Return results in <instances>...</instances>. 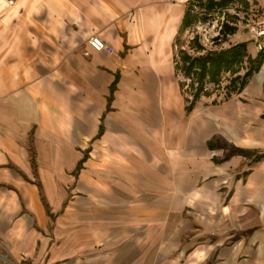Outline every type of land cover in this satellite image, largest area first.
I'll return each instance as SVG.
<instances>
[{"label":"crops","instance_id":"1","mask_svg":"<svg viewBox=\"0 0 264 264\" xmlns=\"http://www.w3.org/2000/svg\"><path fill=\"white\" fill-rule=\"evenodd\" d=\"M189 1L0 0V264H264V65L189 111Z\"/></svg>","mask_w":264,"mask_h":264},{"label":"trees","instance_id":"2","mask_svg":"<svg viewBox=\"0 0 264 264\" xmlns=\"http://www.w3.org/2000/svg\"><path fill=\"white\" fill-rule=\"evenodd\" d=\"M239 2L246 6L247 9L250 7L249 0H190L187 6L186 15L183 22L181 33L194 22L196 26L200 22H206L209 17L213 14H217L220 17H225L229 13L227 9ZM203 9V11H200ZM239 16L238 14H236ZM238 30L237 24L231 23L228 18H225L222 23L220 31V37L227 39L229 36L235 34ZM179 40V39H178ZM196 41H200V36L197 34ZM247 59L248 66L244 75H239L240 71H236V66L242 65ZM264 65V48L260 50L256 57H252L249 54L248 42H240L232 45L221 51L208 52L199 58H196V63H192L191 66L186 69V76H191L192 68H196V75H198V87L196 88V97L191 100L188 110L191 111L196 103L202 99L203 96H211L206 90L207 80L209 79L210 84L219 85L221 83L224 73H235L231 79V87L227 89L228 96L226 99L232 96L233 92L239 91L244 88L250 77L256 72H259ZM178 70L180 71L179 64ZM244 67H242L243 69ZM183 83V82H182ZM184 85V84H183ZM185 88V85L183 86Z\"/></svg>","mask_w":264,"mask_h":264},{"label":"rangeland","instance_id":"3","mask_svg":"<svg viewBox=\"0 0 264 264\" xmlns=\"http://www.w3.org/2000/svg\"><path fill=\"white\" fill-rule=\"evenodd\" d=\"M249 9H247L243 4L236 2L231 6V8L227 9L229 13L227 16L221 18L217 14H213L212 19L214 21H219V25H222L223 19L228 18L231 23L235 22L237 24L238 31L241 30L244 33L250 32L251 27L256 26L258 22L262 21V19H260V12L257 8L253 11H250ZM200 11H203V9H200ZM248 24H251L252 26H248ZM206 29L207 30H205L202 26H196V23L194 22L181 33L176 47L177 61L180 68L179 72L183 78V84L185 85V90L190 98V101L196 97V88L199 85L198 75H196V68H192L193 71L190 74L191 76H186V69H188L192 63H196V58L206 55L208 52L221 51L229 48L234 45L237 40L236 36L234 37V34L229 36L227 39L221 38L218 26L213 25L209 28L207 27ZM197 34L200 36V41L198 42L196 41ZM250 36L251 40L256 41L252 34ZM247 64L248 62L246 59L245 63L235 67L236 71H240L238 73L239 75L245 74L247 70L246 67L248 66ZM242 67L244 68L242 69ZM235 75L236 74L234 72L224 73L221 83L217 86L210 84L208 79L206 90H208V92L211 94V98H208L210 96H203L199 103L204 100V102L211 103L213 101H217L218 103L224 102L228 96L226 91L231 87L230 82Z\"/></svg>","mask_w":264,"mask_h":264},{"label":"built area","instance_id":"4","mask_svg":"<svg viewBox=\"0 0 264 264\" xmlns=\"http://www.w3.org/2000/svg\"><path fill=\"white\" fill-rule=\"evenodd\" d=\"M11 3L14 2V0H10ZM218 14V13H217ZM219 16V15H218ZM220 17V16H219ZM213 16L209 17L206 22H200L198 26H202L205 30L206 28L211 27L213 25L219 27V32L221 31L222 25H219V21L213 20ZM223 18V17H221ZM224 21V19H223ZM222 21V23H223ZM250 32L253 36V38L258 42L260 49L264 48V20L257 23L256 26L251 27ZM89 44L97 51H103L106 49V43L105 41L99 36L94 35L90 38ZM2 256V247L0 246V257Z\"/></svg>","mask_w":264,"mask_h":264}]
</instances>
